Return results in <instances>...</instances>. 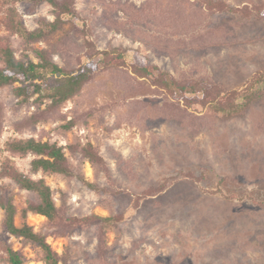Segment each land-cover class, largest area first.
I'll list each match as a JSON object with an SVG mask.
<instances>
[{"label": "rangeland", "instance_id": "1", "mask_svg": "<svg viewBox=\"0 0 264 264\" xmlns=\"http://www.w3.org/2000/svg\"><path fill=\"white\" fill-rule=\"evenodd\" d=\"M226 1L242 5L262 0ZM17 6L30 28L41 16L54 18L48 3L34 12L27 3ZM76 6L79 17L36 44L48 48L61 66L96 61L89 55L88 41L93 40L100 49L122 45L129 64L138 52L139 59L148 58L178 77L208 75L226 88L240 86L264 69V19L218 14L214 23L232 25L234 39L198 49L190 43L164 42L158 29L161 21L167 22L163 0H76ZM14 43L19 57L28 53L36 59L21 39L15 37ZM124 83L137 87L123 90ZM0 97L5 108L0 163L10 157L21 169L29 167L31 157L6 150L11 137L57 141L78 174H44L57 205L70 215L123 218L108 227L103 257L97 251V227L59 236L45 216L29 213L24 219L19 212L16 224L26 221L45 233L53 249L70 254L69 264H264V98L232 119L201 107L179 118L177 108L172 112L161 93L138 85L126 67L99 73L49 121L16 131L13 122L35 107L19 106L10 87L2 88ZM71 120L75 123L67 128ZM88 142L99 149L110 175L83 154L80 147ZM173 173L176 182L165 192L142 197ZM13 192L19 209L35 197L15 183ZM3 218L0 207V264H11L9 247L24 256L25 264H46L42 247L6 231Z\"/></svg>", "mask_w": 264, "mask_h": 264}, {"label": "trees", "instance_id": "2", "mask_svg": "<svg viewBox=\"0 0 264 264\" xmlns=\"http://www.w3.org/2000/svg\"><path fill=\"white\" fill-rule=\"evenodd\" d=\"M163 1L167 22L161 21L158 29L164 42L190 43L198 49L227 45L234 39L232 25L214 23L213 17L218 14L232 13L238 14L242 19H264V0L249 1L242 5H234L226 0ZM18 2L27 3L30 12H34L40 4L48 3L54 18L41 16L38 25L30 28L23 19ZM77 17L79 13L76 0L0 1V90L10 87L19 106L35 107L31 114L13 122L16 131L49 121L99 73L126 67L130 68L138 85H148L161 93L172 112H176L174 107L177 108L181 112L179 118L186 119L188 113H193L191 109L201 107L222 119H232L245 115L254 103L264 98V69L254 72L242 85L226 88L208 75L178 77L172 71L150 62L148 58L139 59L138 52L134 62L129 64L125 47L120 45L100 49L93 40L88 41L89 55L91 59L96 58V61H88L77 68L61 66L48 48L36 44L48 39ZM15 37L21 39L24 48L30 50L36 59L31 58L28 53H24V57L17 55ZM121 86L123 90L137 87H129L127 83ZM4 122L5 108L0 97V130L4 127ZM74 123L75 120H71L65 126L69 128ZM5 146L11 154L31 159L27 170L21 169L10 157L0 163V207L4 211V229L15 236L38 243L45 253L46 264H69L70 254L63 255L53 249L45 233L37 231L26 221L22 226L17 225V214L21 212L24 219L29 213L45 216L50 226L54 227V233L59 236H65L77 228L95 226L98 236L97 251L104 257L108 247V227L123 218L118 215H70L64 207L57 205L53 188L44 174L78 176L64 145L50 139L29 136L11 137ZM80 149L91 162L99 164L110 175L105 158L93 143L88 142ZM80 177L88 186L96 188L95 184ZM177 177V173L171 174L162 184L146 189L142 197L160 195L176 182ZM14 183L35 195L28 198L26 206L21 209L15 202ZM140 200L138 198L135 205H139ZM8 260L11 264H25L24 256L11 247L8 248Z\"/></svg>", "mask_w": 264, "mask_h": 264}]
</instances>
